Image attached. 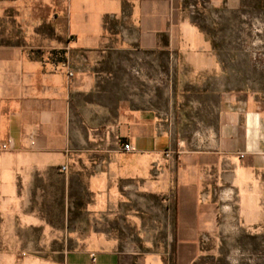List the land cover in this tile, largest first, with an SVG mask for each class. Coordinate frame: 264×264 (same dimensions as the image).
Listing matches in <instances>:
<instances>
[{"label":"crops","instance_id":"crops-1","mask_svg":"<svg viewBox=\"0 0 264 264\" xmlns=\"http://www.w3.org/2000/svg\"><path fill=\"white\" fill-rule=\"evenodd\" d=\"M250 1L0 0V264H207L264 235L262 76L207 29Z\"/></svg>","mask_w":264,"mask_h":264},{"label":"rangeland","instance_id":"rangeland-1","mask_svg":"<svg viewBox=\"0 0 264 264\" xmlns=\"http://www.w3.org/2000/svg\"><path fill=\"white\" fill-rule=\"evenodd\" d=\"M262 2L261 0L247 2L245 6L253 8L252 11L246 10L230 15L228 16L230 20L226 18L224 21H220L219 25H216L217 23L213 22L212 16H210L207 29L218 41V44H222L224 40L225 52L234 51L243 65L248 64V60L254 58L258 65V75L262 77L253 81L264 86V2ZM259 72H262L263 75ZM114 220V222L106 224L108 227H112L113 233L124 237L135 236L136 224L121 221L120 217H114ZM104 225L97 224L101 228ZM128 240L134 244L137 242L135 238ZM125 241L127 242V240ZM162 242L165 243L166 240H162ZM204 259L203 261L207 264H264V235L243 241L222 239L219 252L206 255Z\"/></svg>","mask_w":264,"mask_h":264},{"label":"built area","instance_id":"built-area-1","mask_svg":"<svg viewBox=\"0 0 264 264\" xmlns=\"http://www.w3.org/2000/svg\"><path fill=\"white\" fill-rule=\"evenodd\" d=\"M67 74H68V76H71L72 75L71 71H68ZM6 148H7V145L6 144H4V143L0 144V149H6ZM121 149L124 150V151H130L132 149V147L128 143H123L121 145ZM61 168L64 170L66 167L65 166H62Z\"/></svg>","mask_w":264,"mask_h":264},{"label":"trees","instance_id":"trees-1","mask_svg":"<svg viewBox=\"0 0 264 264\" xmlns=\"http://www.w3.org/2000/svg\"><path fill=\"white\" fill-rule=\"evenodd\" d=\"M261 1L264 2V0H261ZM173 246H176L175 240H174V245ZM173 264H176V255L175 254L173 255Z\"/></svg>","mask_w":264,"mask_h":264}]
</instances>
